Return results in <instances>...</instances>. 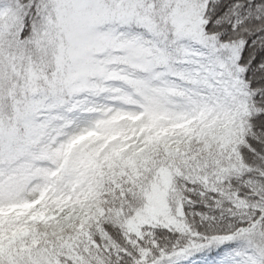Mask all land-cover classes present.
I'll return each mask as SVG.
<instances>
[{"label": "snow or ice", "instance_id": "obj_1", "mask_svg": "<svg viewBox=\"0 0 264 264\" xmlns=\"http://www.w3.org/2000/svg\"><path fill=\"white\" fill-rule=\"evenodd\" d=\"M0 264H264V0H0Z\"/></svg>", "mask_w": 264, "mask_h": 264}]
</instances>
